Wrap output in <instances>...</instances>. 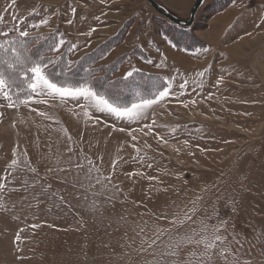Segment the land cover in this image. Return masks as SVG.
Returning a JSON list of instances; mask_svg holds the SVG:
<instances>
[{
	"label": "rangeland",
	"instance_id": "obj_1",
	"mask_svg": "<svg viewBox=\"0 0 264 264\" xmlns=\"http://www.w3.org/2000/svg\"><path fill=\"white\" fill-rule=\"evenodd\" d=\"M155 1L187 20L195 0ZM41 17L48 26L28 28ZM21 20L38 38L25 53L51 60L58 83H91L130 105L167 80L188 104L165 101L126 122L85 100L37 97L45 102L31 111L13 86L17 107L0 105V264H202L194 241L213 228L226 249L225 259L217 242L214 264H264V0H205L189 27L147 0H0V31ZM56 28L79 50L48 51ZM161 54L167 67L147 63ZM0 61L6 72L16 63ZM130 66L144 76L126 86L117 78ZM185 212L191 221L172 223Z\"/></svg>",
	"mask_w": 264,
	"mask_h": 264
},
{
	"label": "snow or ice",
	"instance_id": "obj_2",
	"mask_svg": "<svg viewBox=\"0 0 264 264\" xmlns=\"http://www.w3.org/2000/svg\"><path fill=\"white\" fill-rule=\"evenodd\" d=\"M202 2V0H201ZM99 19V18H97ZM67 23L72 24L73 21L69 19ZM24 24V21L21 20L17 23L16 27L13 29L12 32L8 31H0V54H7L10 53L12 57L15 59L16 63H8L7 64V72L3 66V62L0 61V97H3V100L0 101V105H3V101H8L6 106L8 108H16L17 102L12 99V88L15 87L17 95L19 98V103L28 105L31 111H37L31 108V105L34 103H44L45 101L37 99V97H49L53 100L58 99L59 101L66 103V102H79L81 100L91 101L94 103V107L97 111L105 114L108 117H112L114 120L126 121V122H139L147 118V113L149 109H152L154 105L163 104L165 101H169L172 99L178 100L181 104L185 107L187 106L188 102L180 101L179 96L172 92L171 88L167 86V80H165V86L157 89V93L150 96L149 98H142L139 102H133L130 105H121L116 102L113 98H109L101 91L97 90L94 84L87 83V82H78L76 84H63L58 83L52 78L51 73L49 72L48 68L49 65L52 64V61L49 60L45 63L39 55L32 56L30 54L25 53V49H27L28 45L32 43L34 39L29 36L28 29L20 30L21 25ZM49 20L41 17L38 23L29 24L28 28L35 29L41 26H48ZM95 28H90L84 35L91 37L92 33L95 31ZM55 37L52 40L51 44H49L48 51L61 53L63 49H67L69 52H75L79 50L78 44H71L68 43L66 39V35L61 33L59 28H56L53 33L51 34ZM10 37H14L11 38ZM167 41L170 47H176L170 41H168L167 37H162ZM154 41H147L146 43H153ZM88 46V45H85ZM162 55V54H161ZM107 56V52H101L99 58H105ZM63 59V55L60 57ZM147 63L152 64L154 67L157 68H164L167 67V59L163 57L162 59L157 61L148 60ZM103 67L99 69L102 71ZM113 70H115V66H113ZM93 71L97 70H89L88 74L92 75ZM136 76H144V73L141 69L130 66L129 69L123 74L118 77V81L120 83H124L126 86L133 84L134 78ZM107 79V77H105ZM159 80V77H156ZM223 77L218 78L217 80V87H219L220 83L222 82ZM181 88L184 89V85H181ZM185 94L184 91L180 93V95ZM211 98V94L209 97ZM195 103V101H192ZM38 115H44V113L37 112ZM3 114L0 113V116ZM87 116V113H85ZM100 121L97 120V123ZM155 125V119H153L152 123L143 125V128L148 129V132L145 134H151L153 132V128ZM143 128L141 130H143ZM123 131V129H120ZM134 131V130H133ZM129 135H132V131L129 132ZM132 138L135 140L136 137L133 135ZM69 139H71L69 137ZM158 141H162L163 138L157 136ZM166 142V141H164ZM69 152L72 151V148L69 147ZM14 162V161H13ZM89 164H92V161H88ZM116 166V162L113 161V167ZM80 167V165H77ZM92 169H90L91 171ZM35 171V169H32ZM135 173H129V177L134 176ZM107 179H111L108 177ZM97 183H101L100 180H97ZM4 185L0 184V188H3ZM192 212L195 211V202L193 204ZM192 216L189 215L187 212L184 213L183 219H181L180 214L177 213L176 219L172 221L173 224L180 223L183 224L186 221H191ZM224 222L221 221V224ZM202 228L201 231H208L207 226L201 222ZM163 230L157 229V232L162 234ZM218 229L213 228L209 233L211 239L202 238L200 240L194 241L197 246L200 244L204 245V252H203V261L202 264H214V260L217 258L216 248L217 242L220 243L222 248L220 255L224 256L226 259V249H223V238L221 235L217 234ZM159 237H157L158 239ZM19 237H17V241ZM189 243H192V237L187 238ZM152 244H156V240L152 241ZM212 250V251H209ZM176 251L165 253V255H176ZM193 256L195 253L192 254ZM235 264H239L237 260Z\"/></svg>",
	"mask_w": 264,
	"mask_h": 264
},
{
	"label": "water",
	"instance_id": "obj_3",
	"mask_svg": "<svg viewBox=\"0 0 264 264\" xmlns=\"http://www.w3.org/2000/svg\"><path fill=\"white\" fill-rule=\"evenodd\" d=\"M147 1L158 14L167 18L170 22L183 27H189L193 24L197 11L205 2V0H202V2L201 0H195L190 11L189 19L182 20L181 18L175 16L169 11L162 9V7L155 0H147Z\"/></svg>",
	"mask_w": 264,
	"mask_h": 264
}]
</instances>
